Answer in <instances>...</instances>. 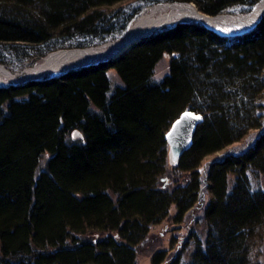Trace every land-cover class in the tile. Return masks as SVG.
<instances>
[{"label":"trees","instance_id":"trees-1","mask_svg":"<svg viewBox=\"0 0 264 264\" xmlns=\"http://www.w3.org/2000/svg\"><path fill=\"white\" fill-rule=\"evenodd\" d=\"M258 1L0 0V46L32 66L59 48L122 39L155 4L214 17ZM186 110L202 121L173 163L166 134ZM257 130L241 153L227 150ZM218 153L204 178L202 162ZM253 175L264 179V16L231 37L177 23L115 59L0 85V264H137L152 227L172 206L200 203L205 187L203 240L184 263L162 250L153 262L262 264L264 185Z\"/></svg>","mask_w":264,"mask_h":264},{"label":"bare ground","instance_id":"bare-ground-1","mask_svg":"<svg viewBox=\"0 0 264 264\" xmlns=\"http://www.w3.org/2000/svg\"><path fill=\"white\" fill-rule=\"evenodd\" d=\"M264 14V0H259L248 13L219 14L211 17L200 13L192 3L155 4L141 12L130 24L125 43L113 42L108 51L102 47L71 50H58L46 55L32 68L20 75L14 74L7 66L0 64V82L22 83L23 79H42L53 73H59L73 66L93 64L105 61L127 49L138 37L162 30L177 23H201L206 28L223 36H239L249 32ZM122 40L118 41L120 43ZM254 144V143H253ZM245 150V149H244Z\"/></svg>","mask_w":264,"mask_h":264},{"label":"rangeland","instance_id":"rangeland-1","mask_svg":"<svg viewBox=\"0 0 264 264\" xmlns=\"http://www.w3.org/2000/svg\"><path fill=\"white\" fill-rule=\"evenodd\" d=\"M161 4H165V3H161ZM149 7H146L145 9ZM144 10H142L141 12H143ZM95 47H99V46H93V48ZM87 48H92V47L69 48V49L71 50V49H87ZM63 49L65 50L66 48H61V49L59 48L54 51L63 50ZM69 49H66V50H69ZM54 51H51V52H54ZM0 55L1 57H4L3 62H0V64L7 66L8 69H10V71H12L14 74L20 75L19 78L23 76L21 74L22 72L24 73L25 69L32 68L35 65L39 64L42 61V59L46 56L45 55L43 58L38 60L32 66H28L26 65L27 62L25 63L21 62V59H19L20 55L19 54L15 55L13 53V50H11L9 46H0ZM168 63H169V58L164 57L156 65L154 78L157 81L162 79L163 76H165L168 73ZM65 71H62V72H65ZM62 72L53 73L48 76H45L44 78L57 75ZM0 85L5 86L9 84L0 82ZM260 132H261L260 130L251 131L241 142H237L236 144H233L232 146L227 148V150L233 154L241 153L244 149L248 148L252 144V142L255 140V137H257L260 134ZM219 156H220V153L212 155V156H208L204 159L201 167L199 168L200 174L204 178H206V175L208 174L207 171H208L209 164L216 157H219ZM263 181L264 179L261 181L260 176H257V175L256 176L253 175V177L251 178V182L255 187L260 186V184L263 186L264 185ZM202 192L204 193L201 196L202 198H201L200 203L196 204L192 209H189L187 212L181 213L177 208L172 206L170 208L168 218L165 219L160 224L152 227L150 231V234L152 235V240L146 246V248L148 247L147 249H149L150 252L141 253L137 258V264H167L168 261L159 262V260H157L156 262H153V259L151 257L152 254L155 251H161V250L166 251L165 255H170V257L178 256L181 263H184L187 261L189 253L192 251V249L195 246L196 238L201 239V240H203L204 238V233H205L204 231L205 222H204V217H203L204 208L209 203L211 198H210L208 189L206 187L202 190ZM261 261H262V264H264V243L262 246Z\"/></svg>","mask_w":264,"mask_h":264},{"label":"water","instance_id":"water-1","mask_svg":"<svg viewBox=\"0 0 264 264\" xmlns=\"http://www.w3.org/2000/svg\"><path fill=\"white\" fill-rule=\"evenodd\" d=\"M262 16H264V14ZM260 19L258 20V22L260 21ZM257 23H256V25H257ZM127 31H126V34H127ZM126 34H125V36H126ZM152 34L153 33L138 37L133 43H136V42H138V41H140L146 37H149ZM112 43L113 42L107 43V44L101 45L99 47H102L104 50L108 51L109 49H111L110 46L112 45ZM123 43H125L124 38L122 39V41L120 43L116 42V44H118V45L123 44ZM132 44H130V45H132ZM130 45L127 46V49L130 47ZM83 50H85V49H83ZM125 50L126 49H123L118 55L123 53ZM112 59H115V58L111 57L105 61L112 60ZM93 64H95V63H93ZM93 64L73 66L69 69L78 68V67H85V66H89V65H93ZM23 80H24V82H22V83H26L28 81H32L35 79L28 78V79H23ZM12 84H21V83H19V82L18 83H11V85ZM186 113H188L190 115L186 116L185 115ZM195 117H199V119H196ZM201 121H202V117L199 114H196L190 110H186V111L182 112L180 114V116L172 123L169 131L166 134V141H167V144L169 147V156H170V159L173 163L177 162L178 159L180 158V156L191 147L197 126L201 123Z\"/></svg>","mask_w":264,"mask_h":264},{"label":"snow or ice","instance_id":"snow-or-ice-1","mask_svg":"<svg viewBox=\"0 0 264 264\" xmlns=\"http://www.w3.org/2000/svg\"><path fill=\"white\" fill-rule=\"evenodd\" d=\"M185 115L188 116V115H190V114L186 113ZM195 118H196V119H199V117H195Z\"/></svg>","mask_w":264,"mask_h":264}]
</instances>
